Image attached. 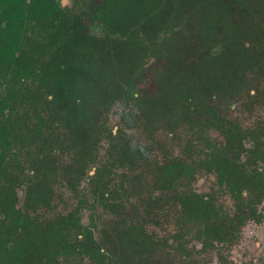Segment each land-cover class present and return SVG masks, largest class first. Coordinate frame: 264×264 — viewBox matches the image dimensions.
I'll use <instances>...</instances> for the list:
<instances>
[{"label":"flooded vegetation","instance_id":"af4514ba","mask_svg":"<svg viewBox=\"0 0 264 264\" xmlns=\"http://www.w3.org/2000/svg\"><path fill=\"white\" fill-rule=\"evenodd\" d=\"M90 1H41L38 13L26 16L24 21L19 19V44L12 53L20 55L22 51L26 56L45 57L51 68H72L60 57L74 54L80 62L76 66L82 68L87 39H78L73 30L89 34ZM91 2L97 4L99 0ZM251 5L258 7L257 16L252 15L255 10L243 13L248 20H258L259 30L264 33V10L259 9L264 1ZM3 8L4 3L0 12ZM74 20L77 26H72ZM7 21L0 16V56L6 53L3 33L8 28ZM212 69L213 80L194 81L188 92L191 97L178 95L182 82H175L176 88L162 82L165 92L178 96L171 98V106L164 108L161 117L150 111L145 136L152 144L144 148L146 162L137 169L134 164L110 160L99 151L106 136L120 141L133 130L132 123L125 129L121 121L126 117L133 120L135 109L126 114L123 110L127 109L115 100L107 112L100 113L102 121L96 126L91 163L83 175L74 173L73 178L69 172L62 176L61 168L71 165L73 152L82 149L56 146L49 124L56 109L53 71L48 88L51 93L41 89L42 95L35 99L22 94L29 83L19 89V80H6L0 75V198L15 192L16 207L36 222L76 207L80 223L86 226L91 215L101 253L107 255L104 244L111 246L117 264H122L121 258L126 255V244L119 237L121 231L129 232V244L133 245L127 251L129 264H135L136 256L143 255L169 264H264V68ZM154 71L148 68L144 82L136 81L149 98L158 88ZM203 85H207L206 89L201 88ZM113 109L118 110L114 113ZM47 154L50 163L40 167L45 178L33 177L29 162ZM95 172L97 199L92 207L88 184ZM137 173H142L143 178L135 186L136 180H141L135 177ZM37 180L50 186L49 204L28 199L24 205L27 185ZM71 183L77 186L76 193ZM63 189L75 200L74 207L65 212L57 209L61 207L57 202L62 200ZM78 199L83 201L80 208ZM83 211L88 212L86 221L82 220ZM140 232L144 240L136 244L135 234ZM69 259L74 264H93L84 253L78 259ZM103 259L107 261L108 257Z\"/></svg>","mask_w":264,"mask_h":264},{"label":"trees","instance_id":"16d2710c","mask_svg":"<svg viewBox=\"0 0 264 264\" xmlns=\"http://www.w3.org/2000/svg\"><path fill=\"white\" fill-rule=\"evenodd\" d=\"M41 1L45 0H0V6L4 3L0 16L8 18L0 75L6 80H19V89L29 83L22 94L35 99L42 95L41 89L43 93H51L48 88L53 71L56 109L49 124L55 133L56 146L82 149L73 152L71 165L62 166V176L68 172L70 177L85 173L92 161L96 126L102 121L100 113L107 112L115 100L127 109L123 110L126 114L135 109L133 120L124 113L126 119L121 122L125 129L141 119L146 130L150 111L161 117L172 99L178 95L191 97L188 92L192 91L194 81L213 80L212 68H264V33L259 30L258 20H248L243 13L255 10L252 15L256 17L258 7L251 3L264 0H99L97 4L91 0L87 5L89 34L73 30L78 39H87L82 68L76 66L80 62L74 54L60 57L72 68H51L45 57L26 56L22 51L20 55L12 53L19 44V19L24 21L26 16L38 13ZM259 9L264 10V5ZM76 22L72 26H77ZM90 34L95 38L91 39ZM74 47L72 53L76 51ZM148 68H155L153 75L158 86L151 98L136 84L137 80H144ZM164 81L168 88H176L174 83L182 82L178 88L181 93L165 92ZM48 163V154L34 157L29 162L32 176L45 178L40 167ZM97 174L92 175L88 184L92 207L97 199ZM121 176L127 177L123 173ZM135 177L141 178L135 182L138 186L143 175L137 173ZM70 186L76 193L77 186L74 183ZM49 187L43 180L27 185L24 205L28 199L48 205ZM17 200L13 191L0 198V264H71L70 256L78 259L83 253L93 264H117L111 246L104 244L107 255L101 253L91 215L86 226L80 223L76 207L50 220L36 222L21 207H16ZM77 202L80 208L83 201ZM141 236V232L135 234L136 244L143 242ZM119 237L127 248L122 264H129L127 251L133 247L129 244V232L121 231ZM147 256H136L135 264H169L159 257L147 259Z\"/></svg>","mask_w":264,"mask_h":264},{"label":"rangeland","instance_id":"374dc122","mask_svg":"<svg viewBox=\"0 0 264 264\" xmlns=\"http://www.w3.org/2000/svg\"><path fill=\"white\" fill-rule=\"evenodd\" d=\"M141 82H144V80H142ZM117 110L118 109L114 110V113H116L115 111ZM135 121L136 122L133 126V130L128 131L125 135V138L123 136V140L122 138L120 139V141H117L116 139L110 140L111 138L106 136L102 141V145L100 146L99 151L100 153L104 152V156H106L110 160L117 159L120 161V163H131L132 165L134 164V167L137 169L139 167H143L142 165L145 164L146 158L142 153L144 151V148H147V146H151L152 143H149V139H147V137L145 136L143 121L141 119H137ZM109 122L111 124L112 122H114V116L111 115ZM117 137L119 136H116V138ZM120 137H122V135ZM109 146H113V148ZM107 154L109 156H107ZM62 192V200L59 203L57 202V204H59L61 207L57 209L61 212H65L66 210L74 207L75 200L72 194L69 197L68 190L63 189ZM87 214V211H83V221H86Z\"/></svg>","mask_w":264,"mask_h":264}]
</instances>
